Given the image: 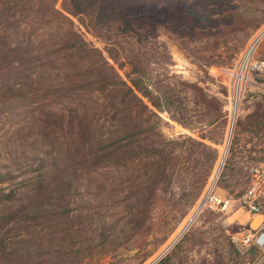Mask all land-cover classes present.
Wrapping results in <instances>:
<instances>
[{
  "label": "trees",
  "instance_id": "1",
  "mask_svg": "<svg viewBox=\"0 0 264 264\" xmlns=\"http://www.w3.org/2000/svg\"><path fill=\"white\" fill-rule=\"evenodd\" d=\"M263 24L264 0H0V126L24 121L16 131L56 143L29 165L0 168V264H122L172 210L185 218L219 152L166 139L161 114L195 131L197 114L222 107L200 83L155 71L171 61L160 29L206 71L234 60L238 36ZM211 42L236 49L200 56ZM64 102L74 103L68 122L51 108ZM226 169L217 185L227 188ZM258 253L229 241L201 264H257Z\"/></svg>",
  "mask_w": 264,
  "mask_h": 264
},
{
  "label": "rangeland",
  "instance_id": "2",
  "mask_svg": "<svg viewBox=\"0 0 264 264\" xmlns=\"http://www.w3.org/2000/svg\"><path fill=\"white\" fill-rule=\"evenodd\" d=\"M75 24L91 45L103 50V45L82 28L79 21L75 20ZM262 28L238 36L236 48L243 47L230 63L212 66L204 71L195 56L190 55L169 37L173 30L161 27L160 40L167 44L171 61L155 65V71L174 76L176 81L200 83L222 107L220 115L217 110H212V114H197L196 120L199 123L195 131L173 121L165 112L161 114L164 120L161 132L166 139L187 136L214 146L219 152V159L209 182L217 174L220 176L223 167L228 163V169L224 171V181L228 187L218 188L219 192L234 199L235 205L228 215H221L210 209L198 214L195 208L202 194L185 218L181 219L182 210L175 208L146 237V242L140 243L139 249L126 253L122 264H140L141 259L149 254L151 256L142 264H201L206 259L215 261L218 253L226 252L229 241L234 243L233 236L261 226L263 219L248 216L241 210L238 199L248 187L253 170L264 164V71L256 72L250 68L254 62H264V37H260L259 42L262 41L258 48L248 57L249 47L260 35ZM219 47L220 45L216 46L214 42L201 45L199 50L203 53L199 55L211 56L214 52L218 54L217 50L223 48ZM236 48L231 46L228 51L223 48L222 50L226 51L224 58L230 57ZM124 72L121 73L124 75ZM72 104L74 103L53 104L51 108L59 113H66L65 119L68 122L70 117L67 107L70 108ZM17 122L0 126V168L5 170H15L31 164L39 154L42 155L43 150L50 148L51 144H56L53 141L40 142L36 139L40 134L29 128L16 131L24 124V121L16 124ZM111 122H114L113 118L104 121V124L108 126ZM206 124L212 125L200 131L199 128ZM204 133L208 139L202 140L201 134ZM3 186L9 188L8 183ZM83 197L86 201L89 198L85 194ZM77 212L78 210L75 211ZM234 244L243 252L251 248ZM258 256L257 264H263L264 249H259ZM100 259L96 257L88 260L87 264H109L111 261Z\"/></svg>",
  "mask_w": 264,
  "mask_h": 264
},
{
  "label": "built area",
  "instance_id": "3",
  "mask_svg": "<svg viewBox=\"0 0 264 264\" xmlns=\"http://www.w3.org/2000/svg\"><path fill=\"white\" fill-rule=\"evenodd\" d=\"M261 36L262 38L264 37V26L260 31V35L253 41L252 45H250L248 57L258 48L262 40L258 42V45L255 48L254 46L257 43V39ZM250 68L256 72H262L264 71V62H254L251 64ZM239 89L240 84L237 89V94ZM218 176L219 175L217 174L212 177L211 181L207 184V187L195 208L198 210V214L207 209L215 211L221 215H228L232 212L235 201L230 196L219 192L217 185ZM238 203L241 210L253 217L261 216L263 220L259 228L233 236V242L239 244L243 248L256 246L259 249H264V164L253 170L251 181L244 193L239 197Z\"/></svg>",
  "mask_w": 264,
  "mask_h": 264
},
{
  "label": "crops",
  "instance_id": "4",
  "mask_svg": "<svg viewBox=\"0 0 264 264\" xmlns=\"http://www.w3.org/2000/svg\"><path fill=\"white\" fill-rule=\"evenodd\" d=\"M248 216H250L249 214H248ZM251 218H253V219H255V218H262L261 216H255V217H253V216H250ZM253 223H251V225H252Z\"/></svg>",
  "mask_w": 264,
  "mask_h": 264
},
{
  "label": "bare ground",
  "instance_id": "5",
  "mask_svg": "<svg viewBox=\"0 0 264 264\" xmlns=\"http://www.w3.org/2000/svg\"><path fill=\"white\" fill-rule=\"evenodd\" d=\"M262 37V36H261ZM259 40H260V37L257 39V43L255 44V47H256V45L258 44V42H259ZM197 213H198V210H197Z\"/></svg>",
  "mask_w": 264,
  "mask_h": 264
}]
</instances>
